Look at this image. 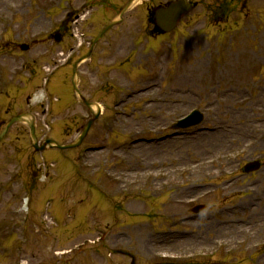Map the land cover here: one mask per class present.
Returning <instances> with one entry per match:
<instances>
[{"label":"rangeland","instance_id":"rangeland-1","mask_svg":"<svg viewBox=\"0 0 264 264\" xmlns=\"http://www.w3.org/2000/svg\"><path fill=\"white\" fill-rule=\"evenodd\" d=\"M24 1L0 9V132L31 112L42 142L68 144L92 117L72 88L78 36L87 53L124 0L73 19L59 42L65 13L83 0ZM165 1L128 11L79 66L81 92L103 111L80 147L38 152L25 123L0 140V264H264V0L233 2L220 21L208 15L219 2L202 0L170 35L147 36V6ZM152 85L160 97L174 88L193 100L160 110L143 93ZM194 109L201 124L172 127ZM218 124L223 144L197 155L181 148ZM166 139L177 141L167 151L158 146ZM137 142L161 149L134 151ZM254 160L261 167L247 173ZM198 204L206 208L195 215Z\"/></svg>","mask_w":264,"mask_h":264},{"label":"bare ground","instance_id":"bare-ground-1","mask_svg":"<svg viewBox=\"0 0 264 264\" xmlns=\"http://www.w3.org/2000/svg\"><path fill=\"white\" fill-rule=\"evenodd\" d=\"M24 0H0V9H15L18 7H23L24 6ZM156 86H152V87H148L146 90L143 91V93L145 94V92H147L148 90L149 93L148 95L152 96V101H157L160 102L162 104L159 105L158 107L160 108V110L162 109H166L169 111H172L173 113H178L179 110H181L182 105L187 103V101H191L193 100L190 95H189V91H182L179 92L176 89L172 88L169 89L167 92H165V94L160 97L157 93H156ZM231 93L239 95V91L237 89H231L230 90ZM191 94H195L194 90H190ZM182 95V96H181ZM38 98H40L42 95L39 94L37 95ZM209 131V132H208ZM192 135V136H190ZM188 136H184L183 139L187 140L189 139V141L186 142H190L193 145L191 146H186V144L183 143L181 148H185L191 151V155H197L200 154V152H202V149L205 148H210L213 145H218V144H223V126L222 125H213V127L211 129L207 128V129H202L199 132L190 134ZM178 140V139H176ZM180 140V138H179ZM177 142V141H170L169 139L164 140L162 143H160L158 146L159 147H165L170 146V145H174L173 143ZM168 149H164V150H170V147H167ZM134 147V151L138 150V149H143V150H150V149H161V148H157L153 145H149L147 143H134L131 146V149H133ZM189 147V148H188ZM172 148V147H171ZM181 150V149H180ZM163 151V150H162ZM153 157V155H149L150 157ZM187 156H189L187 154ZM142 166H152L154 163L151 164H145V163H141ZM157 164V163H156ZM155 164V165H156ZM159 164H163V163H159ZM162 166L160 165L159 168H161ZM130 174L135 175L136 173L134 171L130 172ZM166 174V173H164ZM128 177V176H127ZM261 264V262L259 263Z\"/></svg>","mask_w":264,"mask_h":264},{"label":"water","instance_id":"water-1","mask_svg":"<svg viewBox=\"0 0 264 264\" xmlns=\"http://www.w3.org/2000/svg\"><path fill=\"white\" fill-rule=\"evenodd\" d=\"M134 2V0H132V3ZM191 8V5L189 3H187L184 0H179L177 2H173L169 5L168 8H159L156 9V16L158 19V23L159 25L162 27L163 30L168 31L171 30L177 23V21L179 20V18L183 15V13H185L186 11H188ZM89 105H91L92 103H88ZM202 119V115L199 112H195L192 116H190L188 119L180 121L176 127H183L186 126L188 124L191 123H196L198 121H201ZM15 120H24L23 117L18 116L14 119H12L8 126ZM92 121H90L83 133V135L80 137V140L83 138V136L85 135V133L87 132V130L89 129L90 125H91ZM29 124L32 127L33 130V126H32V121H29ZM7 126V127H8ZM7 130V129H6ZM5 130V131H6ZM5 132H3L4 134ZM2 134V135H3ZM51 142V141H48ZM79 142L77 141L76 143L70 144L67 147H73L76 144H78ZM62 147V146H61ZM260 164L259 163H254L250 170L252 169H257L259 168Z\"/></svg>","mask_w":264,"mask_h":264},{"label":"flooded vegetation","instance_id":"flooded-vegetation-1","mask_svg":"<svg viewBox=\"0 0 264 264\" xmlns=\"http://www.w3.org/2000/svg\"><path fill=\"white\" fill-rule=\"evenodd\" d=\"M86 2H89V0H85ZM98 1H105V2H107V3H109L110 5L112 4V3H114V1H112V0H98ZM194 8L196 9L197 7H198V3H196V4H194ZM149 20H150V22L151 23H153L154 21V19L152 18V17H149Z\"/></svg>","mask_w":264,"mask_h":264}]
</instances>
